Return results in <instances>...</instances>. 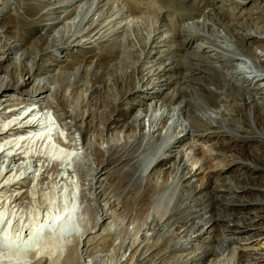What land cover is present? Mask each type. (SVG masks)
Masks as SVG:
<instances>
[{"label": "bare ground", "instance_id": "1", "mask_svg": "<svg viewBox=\"0 0 264 264\" xmlns=\"http://www.w3.org/2000/svg\"><path fill=\"white\" fill-rule=\"evenodd\" d=\"M247 1L0 0V227L23 237L0 238V264H264L263 188L168 183L264 173V14Z\"/></svg>", "mask_w": 264, "mask_h": 264}, {"label": "rangeland", "instance_id": "2", "mask_svg": "<svg viewBox=\"0 0 264 264\" xmlns=\"http://www.w3.org/2000/svg\"><path fill=\"white\" fill-rule=\"evenodd\" d=\"M221 1H223V0H221ZM254 1L257 4L256 5V10L259 11V12H262V14H264V0H253V3H254ZM232 2H238V3H244L245 4L244 5V8L239 9V13H241V14H243L244 10H249L251 8L250 5H247L249 3V1H247V0H232ZM215 6H216V8H218V6H221V3L220 2H216L215 3ZM231 8L232 7H228V8L226 6L224 7V9H226V10L231 9ZM210 9H211V7L208 8V10H210ZM258 44H260V43H258V42L252 43L253 46H256ZM45 46H47V45L44 44V42H43V46L42 47H45ZM201 46L204 47V45H201ZM30 52L32 54L38 52V47H31L30 48ZM93 53H95V51L94 52L93 51H82L81 53H78V59H80V61L84 60L83 57H79V54L81 56H85V55H91ZM54 58H56V60L57 59H59V60L65 59V60H72V61L74 60V59H72L73 57L68 56V55H60L59 57H57V55H56V57H54ZM44 59H45V61L51 63L52 65H54V64L56 65V64L59 63V62L54 61V59H51L49 57H46ZM62 65H65V63L64 64L62 63ZM52 68H54V67H52ZM65 68H66V71L69 72V73H71V74L75 70V67L73 65H69V66L67 65V66H65ZM38 74H43V72L42 73L41 72L40 73L38 72ZM44 75H46V74H43V76ZM24 90H26V89H24ZM10 93H13V92H10ZM1 99H2V101H1ZM5 100H6V98H0V106L2 104H4V101ZM136 100L137 99H134L132 101L134 102ZM25 134H27L29 136L32 135L30 131L27 132V133L25 132ZM24 137H26V136L25 135L20 136L19 134L15 135V138L16 139H21V138H24ZM63 139L65 140L66 138L63 137ZM170 154H171L170 152L167 153V155H168L169 158L171 157ZM172 163H173V161H170L167 165H170ZM208 171H209L208 167H204L200 171L202 173H199V171H198L197 172V175H194L193 177H191L193 175V172L190 173V171H188V170L183 171V172H180L176 176L174 175V176L170 177V179L168 181V183L170 185V191H173V188L179 187L186 180H192V183H194V186H193L192 189H190V191L196 190L197 192H204V193L214 191V192H216L217 195H226V194L232 193V190H233L232 188L237 183L240 186L245 185V187L247 189H251L252 192H253V194L251 196H255V193L258 194L257 192H258V190H261V188L264 189V173L263 172L262 173L261 172H248V171H245L243 169H240L236 173H234V172L231 173L230 172V173H225V174H215L214 175V180L211 181V183H210V187L208 189L204 190L203 189L204 187L202 186V180H205L206 181ZM239 176H244L245 178L246 177L247 178L246 179L243 178V180L241 181L239 179ZM225 178L226 179L229 178V179H227L225 181ZM17 188H14L13 191L15 192V191L20 190V188L22 189V186L18 185ZM119 190L120 191H118V192L120 193V195H122V194H124L123 191H125L126 188L125 187L119 188ZM74 193L77 195L78 198L80 197V191L74 189ZM238 193H240V192L238 191ZM21 218H22L23 221H25L28 218V214L27 213L22 214L21 215ZM63 219H64V217H63ZM57 223L58 222H56V224ZM4 235H7V239L9 241L17 242V243H19L20 241H22V238H23L21 236V234H20L19 228L17 226L13 225V223L12 224H9V221H7L6 224H5V221H4L2 223V226L0 227V238L3 237ZM110 248L114 251L115 246H111ZM257 248L259 250L264 249V240H263V242H261V243H259L257 245ZM116 253H117L118 257H120V256H127V257H129L132 254V249H130L127 246L124 250H117ZM7 255H8V250H7L6 243L5 244L2 243V245L0 243V259L5 258ZM195 264H198V263H195Z\"/></svg>", "mask_w": 264, "mask_h": 264}]
</instances>
